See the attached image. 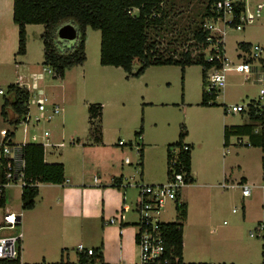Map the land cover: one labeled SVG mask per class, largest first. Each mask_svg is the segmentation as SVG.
I'll use <instances>...</instances> for the list:
<instances>
[{
  "label": "rangeland",
  "instance_id": "374dc122",
  "mask_svg": "<svg viewBox=\"0 0 264 264\" xmlns=\"http://www.w3.org/2000/svg\"><path fill=\"white\" fill-rule=\"evenodd\" d=\"M207 1L171 0L172 30L165 31L160 37L162 45L172 47L179 39L177 32L184 29H187L185 42L191 43L186 39H191L190 31L195 23L203 18L208 20ZM259 4H264V0H247L251 11ZM230 18L228 16L227 20ZM215 26L224 32L226 56L232 61H240L236 56L241 42L259 43L264 47V7L261 16L253 23L242 25L241 30L224 21ZM30 27L28 58L18 57L17 63L13 62L0 71V89L3 90L0 93V142L8 135L15 144H56V147H46L49 161H65L69 170L78 175L84 173L87 187L96 185L100 178L97 185L104 182L98 189L106 190L102 193L95 188H81L85 189L83 194L80 192L72 197L73 206L79 212L71 213L64 209L62 212L60 207L50 204L53 198L60 199V203L65 202L67 182L60 188L39 183L40 195L36 198L35 207L29 210L22 208V188L18 185L8 187L5 207L0 208V221L6 210L19 213L22 218L30 216V226L24 228V246L33 250L51 249L57 256L70 254L73 260L70 264H77L78 246L82 244L86 249H97L92 248L96 245L101 247L104 230L115 247L118 228L111 225L112 219L116 224L129 227L128 232L135 233L138 230L139 215L135 208L140 186L167 182L168 147L178 141L182 126H185L189 130V138L187 136L184 142L194 144V168L201 170L199 182L211 184L210 188L194 185L182 189V193H187L184 195L189 211V220L184 226L185 262L264 264V238L259 227V223L264 224V149L253 146L247 136H243V143H240V137L233 135L227 146H224L223 138L224 126L252 122L244 112L231 113L225 109L236 104L248 106L252 100L264 107V94H261L264 81L258 82L255 73L247 78L234 70L228 71L226 87L220 89L214 101L216 105H201L203 90L210 89L206 80L205 86L203 84L201 65L187 67L184 75L180 66L163 65L150 66L138 77L128 76L121 67L100 63L101 32L90 27L87 29L86 62L68 69L61 80L54 77L51 67L44 64V25ZM69 28L73 31L70 43L64 38L59 39L64 42L65 49L73 47L77 40L75 27ZM257 63L263 65L258 70H263L264 75V52L262 60ZM139 67L140 63L135 62L133 72ZM34 72L37 77L42 74L41 79L37 78L39 90L31 88ZM19 76L24 77L26 85H30L29 114L32 119L26 123L23 118L15 125L9 122V113L7 118L1 115V105L8 96V86L17 83ZM38 93L48 98L47 115L52 114L54 104L61 108L50 121H46L44 116L39 122L34 120L36 115H40L33 102ZM91 103L104 106L105 146L95 144L88 130V106ZM142 125L143 135L139 137L136 132ZM45 132L49 136H45ZM60 143L64 146L57 147ZM78 143H85V148L77 146ZM172 149L177 152L179 148ZM141 150L143 160L140 158ZM225 166L229 173L228 184L237 186L220 187L219 183L225 179L219 175ZM114 174H124L123 182L115 186L113 182L105 183ZM243 177L248 178L252 190L248 197H243L239 184ZM174 207L175 204L168 200L163 221L178 220L179 212ZM85 210L87 215L83 213ZM33 223L39 226L41 233L31 229ZM30 229L37 235L30 233ZM18 230H22L20 225ZM129 242L136 247L134 238ZM21 243L17 244L18 250ZM134 252V258L122 264H140L137 247L132 249ZM90 264L107 263L97 259Z\"/></svg>",
  "mask_w": 264,
  "mask_h": 264
},
{
  "label": "trees",
  "instance_id": "16d2710c",
  "mask_svg": "<svg viewBox=\"0 0 264 264\" xmlns=\"http://www.w3.org/2000/svg\"><path fill=\"white\" fill-rule=\"evenodd\" d=\"M219 0H208L206 7L207 21L203 18L195 23L191 43L185 42L187 32H177V41L171 47L162 45L160 37L165 31H170L171 11L173 3L171 0H14L13 20L19 28V45L17 55H25L27 52V25L42 24L44 32L42 40L44 45V64L51 67L54 77L64 79L66 71L74 66L83 65L87 60L86 40L88 27L101 32L100 63L103 66L121 67L128 76H141L150 66L175 65L180 66L183 72L192 65H201L203 70V84L205 86L206 71L211 66L220 62H209L205 59L204 50L208 47L207 37L210 31L206 29V23L218 18V13L212 6ZM137 12L134 13L133 10ZM244 9L240 6L236 13ZM66 25H72L77 31V40L73 47L64 48L58 36L59 30ZM187 36V35H186ZM185 44L187 46L185 47ZM251 44L241 42L239 47L248 50ZM182 47V48H181ZM135 62L140 67L133 72ZM219 92L208 94L206 90L202 93L201 105H216L214 102ZM211 101V102H209ZM30 92L27 87L19 83L8 86V96L1 105V115L7 118L10 114L11 124L21 123V119L29 112ZM264 107L260 102L252 100L246 112L251 123L244 125L225 126L224 146L229 145L230 138L247 136L253 146L264 148ZM226 110V109H225ZM90 114L89 133L95 144L102 141V117L103 106L100 103L89 104ZM9 113V114H8ZM258 124L262 125L259 134L254 133ZM143 125L136 135L141 137ZM188 130L182 126L179 139L170 144L167 153V163L171 162L173 147L180 149L178 154L179 167L190 174L191 184L194 177L191 174L192 146L186 144L184 139ZM8 136V135H6ZM184 146L188 148L185 149ZM27 161L26 175L28 184L23 188L21 194L22 208L32 209L39 196L38 185L34 183L63 184L66 181L65 166L63 163L45 162V148L40 143H26L23 147ZM143 150L140 158L143 160ZM143 164V163H142ZM170 171L168 169V175ZM123 179L116 178L113 185L121 184ZM6 198L0 200V206H5ZM178 220L167 222L163 229L167 235L168 253H175L179 261L172 264H208V263H186L183 261L184 221L187 218V205L181 202L178 205ZM259 227L264 238V224ZM93 255L80 253L79 260L83 264L94 263L97 259L102 260L100 249H94ZM22 247L16 259H0V264H22Z\"/></svg>",
  "mask_w": 264,
  "mask_h": 264
},
{
  "label": "built area",
  "instance_id": "2783aa9c",
  "mask_svg": "<svg viewBox=\"0 0 264 264\" xmlns=\"http://www.w3.org/2000/svg\"><path fill=\"white\" fill-rule=\"evenodd\" d=\"M243 6L244 9L238 14L236 9ZM264 4H259L254 11L248 8L247 0H219L213 6L212 9L218 13L217 19H212L206 23V29L210 31L207 40L210 42L208 47L204 50L205 59L209 62H220V65H213L206 71V81L210 84V89H205L208 94L213 92H220V89L226 87L227 76L226 72L234 70L240 74L246 75L249 78L251 73L257 75L258 82L264 81L263 70H258L259 67H263L262 64L257 61L262 60V54L264 47L257 43L251 44L248 50L240 49V52L236 56L240 59L239 62L230 60L226 56L224 32L216 28V23L224 21L231 26L236 27L238 30L243 28L242 25L246 23H253L256 18L261 16ZM137 12L136 9L133 10ZM231 16L229 20L227 17ZM213 22V23H211ZM33 77V76H32ZM42 74L38 77L35 75V81L31 85L32 89L37 90V78L41 79ZM25 86V85H21ZM26 87V86H25ZM28 88V87H27ZM30 101L32 99L31 89ZM39 90V89H38ZM0 93L3 90L0 89ZM261 94H264V90H261ZM38 97L35 104L38 107L40 115H36L34 120L39 122L44 116L46 121H50L55 115L59 114L61 108L54 104L52 114L47 115L46 103L48 98L43 93H38ZM261 107V106H260ZM30 110V102H29ZM231 113H246L248 106L245 105H232L226 109ZM32 116L28 114L25 116L24 121L29 123ZM25 128V132H27ZM262 131V125L258 124L254 130V133L259 134ZM45 136H49L48 132H45ZM242 137H240V143ZM26 144V143H25ZM25 144H15L11 141L9 136H6L0 142V200L6 198V189L10 186H17L23 188L28 184L26 175L27 161L24 154ZM51 145L50 143L46 146ZM58 146H64V143L57 144ZM45 147V145H44ZM187 149V146H184ZM180 149L175 152V149L171 150L172 158L168 165L170 174L166 183L141 185V191L139 193V200L135 210L139 215L137 223L136 243L139 248L140 264H172L179 261V256L175 253H168L167 248V235L163 229V225L167 222L162 220V215L167 206L168 200L175 204L174 209L178 210V205L181 203L180 193L182 189L191 184L190 174L179 167L178 154ZM97 181V179H96ZM34 183L33 185H38ZM242 188L243 197L251 195V187L247 184L239 183ZM222 187H233L223 182ZM6 204V201H5ZM2 206H0L1 208ZM5 207V206H4ZM236 210H233L235 212ZM110 223H116L115 219H112ZM21 224V214L14 211L6 210L3 213V217L0 221V259H16L19 255L17 244L21 243L24 238L22 230H18V226ZM80 253L87 255H93L94 249H86L82 244L77 249ZM77 264H83L78 260Z\"/></svg>",
  "mask_w": 264,
  "mask_h": 264
},
{
  "label": "crops",
  "instance_id": "0c3cea01",
  "mask_svg": "<svg viewBox=\"0 0 264 264\" xmlns=\"http://www.w3.org/2000/svg\"><path fill=\"white\" fill-rule=\"evenodd\" d=\"M13 4H14V0H0V71L2 69H4V67H6L7 65L13 64V62L17 63L18 57L28 58V56H29L28 35H29V31H30L29 28H31L30 27L31 25H40V24H29V25H27V52L23 56L17 55L18 45H19V28H18V25L15 24V22L13 20ZM67 43H70V42H67ZM35 74H36L35 72L32 73L33 78L35 77ZM23 81H24V77L19 76L17 83H19L20 85H25L26 87L30 88V85H26V83ZM34 81H35V78H34ZM102 106H103V104H102ZM103 111H104V106H103ZM89 117H90V114H89ZM102 120H103V117H102ZM89 128H90V122H89ZM89 128H88V130H89ZM224 128H225V126H224ZM187 130H188V128H187ZM102 135H103V137H102L103 142L101 144H97L98 146H105L106 145V143L104 141L103 124H102ZM188 135H189V130H188ZM188 138H189V136H188ZM223 138H224V136H223ZM185 143L191 145L192 149L194 150V144H190L187 142H185ZM51 145H52V147L53 146L56 147V144H51ZM51 145L44 147L45 148V162H47V163L60 162V163L64 164V166H65V177H66L65 182H67L69 184V187L66 189L67 190L66 195H64L65 196V202L60 203V199L53 198L51 200L50 204L52 203V204L60 207L62 212L64 209L65 211L75 213V210H78V209H76V207L73 206L72 197L75 196L76 194H80V192H82V194H83L85 189H81V188H95V189L101 191L100 189H98V187L103 185L104 181H102L101 185L98 186L97 184L100 183V178H99V182H97L96 185L93 184V185H90L91 187H87V185L84 182V177H86V176H83L84 173H82V175H78L75 172L69 170L65 161H64L65 163L63 161H49L46 158V147H50ZM83 145H85V143H82V144L78 143L77 146H81L82 148H85ZM57 147H61V146L57 145ZM193 150H192L191 174L194 177V182L189 186L201 185V186L210 188L211 187L210 183H205V184L201 183L200 184V182H199V174L198 173H200L201 170L198 169V171H197L194 168L195 165H194ZM143 159H144V156H143ZM228 174H229L228 168L225 166V167H223V169L221 170V174L219 175V177H222L223 179H225L224 182H226L227 184H228V179H227ZM123 175L124 174L117 176L116 174H114L111 176L110 179H108V181H105V183L109 184V183L113 182L114 179H116V178L124 179ZM239 183L248 185V178L243 177L242 179H240ZM42 184H48L49 186H52L50 188H56V187L60 188L61 186H63L62 184H53V183H42ZM158 184H160V183H158ZM219 184L222 185V183H219ZM232 185H234V184H232ZM234 186H237V185H234ZM220 187L221 188H230V187H222V186H220ZM102 190L103 191H101V192L104 193L105 192L104 190H106V189L102 188ZM184 194L186 195L187 193H182V191H181L180 200H181V202H183L187 205V218L184 221V226H185V222L189 220V211H188V202L185 200ZM39 195H40V189H39ZM78 212H79V210H78ZM83 213L85 215H87L86 210L83 211ZM30 222H31L30 216H27V218L25 217V215L23 218L21 216L20 227L23 230V233H24V228L26 229V228H28V226H30V225H28ZM111 225L117 226V228H118L117 229L118 241H117V243H115V247H114V243L111 240V238L106 236V230H104L105 238L103 239L102 246L99 247L96 245L95 247H92V248L100 249L102 256H103L102 260H104V262L106 261L107 264H118L120 262H121L120 264H122L123 262L124 263L128 262L131 259H133L134 258L133 256L135 255V252L132 253V249L135 248V250H136V247L138 248L137 243H136L137 231L135 233L133 231L128 232L129 227H124V224L121 225V224L114 223ZM31 229H34L35 231L39 232V226H36L34 223H33V227ZM31 229H30V231H31ZM30 233H34V232L31 231ZM39 233H41V232H39ZM34 234H36V233H34ZM24 236H25V233H24ZM133 238H134V242L136 244V247H135V245H133L134 244L133 242H132L133 244L132 243L130 244V242H129V240H133ZM184 238H185V231H184ZM25 245H27V244L25 243ZM21 247H22V252H21V263L22 264H70V263H73L72 262L73 260H71L70 254H67V257H65L64 253H60V255L57 256V254L54 253L51 249H43V248H38L35 250L28 249V247L24 246V240L21 243ZM138 253H139V248H138ZM79 255H80V252L77 250L76 257L78 259H79ZM182 257H183V261L185 262V257H186L185 240H183V256Z\"/></svg>",
  "mask_w": 264,
  "mask_h": 264
},
{
  "label": "water",
  "instance_id": "95a60500",
  "mask_svg": "<svg viewBox=\"0 0 264 264\" xmlns=\"http://www.w3.org/2000/svg\"><path fill=\"white\" fill-rule=\"evenodd\" d=\"M69 26L70 27H74L72 25H66V26H63L58 32V36L60 38H64V41H67V42L72 40L71 36H72V33H73V31H71Z\"/></svg>",
  "mask_w": 264,
  "mask_h": 264
}]
</instances>
